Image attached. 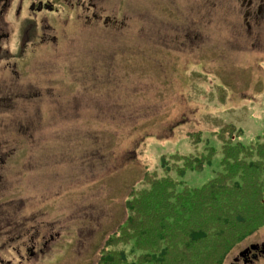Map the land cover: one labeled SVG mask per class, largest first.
<instances>
[{
	"label": "rangeland",
	"instance_id": "rangeland-1",
	"mask_svg": "<svg viewBox=\"0 0 264 264\" xmlns=\"http://www.w3.org/2000/svg\"><path fill=\"white\" fill-rule=\"evenodd\" d=\"M256 140L264 0H0V264H157L131 237L145 172L200 186ZM230 239L220 264H245L264 222Z\"/></svg>",
	"mask_w": 264,
	"mask_h": 264
},
{
	"label": "trees",
	"instance_id": "trees-1",
	"mask_svg": "<svg viewBox=\"0 0 264 264\" xmlns=\"http://www.w3.org/2000/svg\"><path fill=\"white\" fill-rule=\"evenodd\" d=\"M255 143L235 150V160L226 162L223 172L211 176L200 186L174 190L168 176L145 172V184L149 187L143 191L140 200H136L142 202L141 215L138 212L137 215L139 223L143 224L135 226L131 236L137 247L143 244L136 238L143 235H147L148 242L152 243L151 250L145 247L148 244L143 246L145 252L140 256L141 263L151 262L155 257L157 264H220L226 251L222 243L233 245L235 240L230 237L248 221L264 222V141L256 140ZM231 151L232 147L225 151L224 157L230 156ZM171 165L180 173L183 171L175 162L163 163L162 171H169ZM247 185L250 187L244 191ZM131 194L130 199L138 197L133 196V191ZM235 195V200L224 209L225 202ZM219 203L222 206L216 205ZM217 206L222 207L223 218H218L215 213ZM198 222L199 225H195ZM126 229L132 231V224ZM154 229L157 231L152 232ZM178 233L183 239L175 241ZM243 237L239 235L238 239ZM119 257L124 258L122 251ZM95 264H115L114 257L109 253L100 254Z\"/></svg>",
	"mask_w": 264,
	"mask_h": 264
},
{
	"label": "flooded vegetation",
	"instance_id": "flooded-vegetation-1",
	"mask_svg": "<svg viewBox=\"0 0 264 264\" xmlns=\"http://www.w3.org/2000/svg\"><path fill=\"white\" fill-rule=\"evenodd\" d=\"M63 1H67V0H63ZM93 5V4H92ZM91 4H89V5H87L86 7H93ZM113 5V9H116V6H115V4H113V3H109L108 4V6H112ZM247 5H249L248 3H247ZM249 15H250V13H246L245 14V17L247 18V17H249ZM23 49H24V47L21 49V54L20 55H22V56H24L25 54H23ZM21 56V57H22ZM9 81H10V79L8 78V79H6V81H4L3 83H2V86H3V91H7V92H9V94H10V96H12V95H14L15 97H18V99L20 100L21 99V94L20 93H18L15 89H13V88H11V86H10V84H9ZM15 93H17V94H15ZM12 199V198H11ZM10 199V200H11ZM5 202H7V201H5ZM257 253L258 252V249L257 248H255V249H250V250H247L246 252H245V256L246 257H251L254 253ZM2 264H3V261H2Z\"/></svg>",
	"mask_w": 264,
	"mask_h": 264
},
{
	"label": "water",
	"instance_id": "water-1",
	"mask_svg": "<svg viewBox=\"0 0 264 264\" xmlns=\"http://www.w3.org/2000/svg\"><path fill=\"white\" fill-rule=\"evenodd\" d=\"M257 247V245L256 244H250L249 246H247V247H245L244 249H242V250H240L239 252H238V255H240V256H243L244 254H245V252L248 250V249H254V248H256ZM262 252H264V248H261L260 249ZM256 256V254H253L252 255V257H255ZM245 260V258L243 259V261Z\"/></svg>",
	"mask_w": 264,
	"mask_h": 264
}]
</instances>
